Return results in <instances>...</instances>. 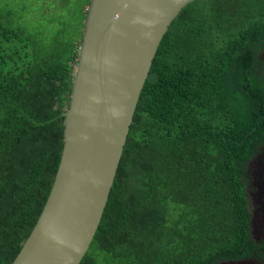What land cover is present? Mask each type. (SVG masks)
<instances>
[{"label":"trees","instance_id":"16d2710c","mask_svg":"<svg viewBox=\"0 0 264 264\" xmlns=\"http://www.w3.org/2000/svg\"><path fill=\"white\" fill-rule=\"evenodd\" d=\"M91 0H0V264L48 199ZM264 0H193L142 89L80 264H216L249 236L243 180L264 145Z\"/></svg>","mask_w":264,"mask_h":264},{"label":"water","instance_id":"95a60500","mask_svg":"<svg viewBox=\"0 0 264 264\" xmlns=\"http://www.w3.org/2000/svg\"><path fill=\"white\" fill-rule=\"evenodd\" d=\"M191 1L91 0L61 161L43 211L12 264H80L103 217L160 43Z\"/></svg>","mask_w":264,"mask_h":264},{"label":"flooded vegetation","instance_id":"af4514ba","mask_svg":"<svg viewBox=\"0 0 264 264\" xmlns=\"http://www.w3.org/2000/svg\"><path fill=\"white\" fill-rule=\"evenodd\" d=\"M261 58L264 60V53ZM261 150L248 160L243 178L249 212V236L240 238L238 255L226 259L235 264H264V145Z\"/></svg>","mask_w":264,"mask_h":264}]
</instances>
